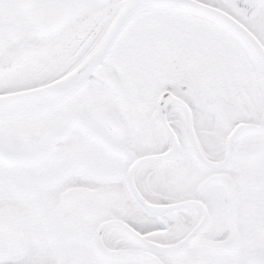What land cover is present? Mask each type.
<instances>
[{
	"label": "snow or ice",
	"instance_id": "1",
	"mask_svg": "<svg viewBox=\"0 0 264 264\" xmlns=\"http://www.w3.org/2000/svg\"><path fill=\"white\" fill-rule=\"evenodd\" d=\"M0 264H264V0H0Z\"/></svg>",
	"mask_w": 264,
	"mask_h": 264
}]
</instances>
